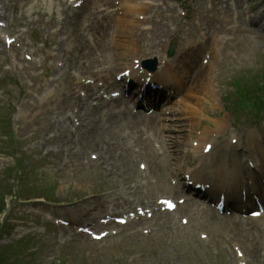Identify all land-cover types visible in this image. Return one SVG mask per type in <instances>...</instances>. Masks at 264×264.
Masks as SVG:
<instances>
[{
  "label": "rangeland",
  "instance_id": "1",
  "mask_svg": "<svg viewBox=\"0 0 264 264\" xmlns=\"http://www.w3.org/2000/svg\"><path fill=\"white\" fill-rule=\"evenodd\" d=\"M199 2L201 5V0H193V5L198 6L196 2ZM248 4L250 6L258 7L261 5L263 0H247ZM203 2V0H202ZM240 2V1H239ZM43 5H42V4ZM241 3V2H240ZM53 9H55V6L53 4H50V0H48L47 3H45L42 0H30V4H28L27 7V15L30 16V19L33 20V18H36L33 20L35 23H38L39 20H37L36 15L42 14V13H50ZM192 20L193 16L192 13L189 14V23L187 26V30L185 28L182 30L185 32L189 31V26H192ZM179 24H181L179 22ZM46 24L42 23L38 29H44ZM166 33V35H169L168 29H162ZM171 35V34H170ZM162 36V35H159ZM165 37V36H163ZM228 52L236 49V57L234 59L226 58V57H219V59H215V61L212 60L211 64V72L206 71V74H208V78L211 79L210 83L214 92V97L217 102V107H211L208 106V114L211 115V117H226L225 110L222 108L221 105V99L225 93L229 89V81L231 78H245L247 76H252L257 74V76L261 79L264 76V37L256 36L254 34H242L240 37L237 38V41L234 44H230L226 48ZM259 74V75H258ZM230 91V89H229ZM2 106L0 103V116L2 113ZM233 119H231V123ZM264 123V121H262ZM182 125V124H181ZM182 126L176 129H180ZM185 125L183 126V129H187ZM189 130V128H188ZM177 132H174V136H179ZM134 172V170H133ZM161 174V177L163 179L165 178V171L164 168L162 170H159ZM119 175L121 178V173H123L122 169H119ZM116 175V174H115ZM88 177H93L90 174H80L78 177H70L69 175L63 173L60 175L57 174H46V177L43 180L37 179V184L42 187H48L55 189L56 196H58L59 200L70 199V195H73L74 197H79L81 195L87 194L89 192H93L96 189V183L98 182V179H88ZM45 182V183H44ZM246 228V226H244ZM253 236H256L253 234ZM191 238H187L183 241V243L191 242L190 244H178L175 243L172 248H166L164 246L160 247L156 252H153L149 256H147L145 259L140 260L139 262L135 264H200L201 261H207V254L199 247H196L195 243H192ZM3 243H8V241L4 238ZM249 243V240H248ZM135 245H140L138 242L133 243ZM247 244V243H246ZM124 247H131L130 245L124 246ZM124 247H114L111 250V253L106 256H97V261L95 264H100V259L107 260V264H114L116 262V259L113 258L114 255H117L121 252V248ZM101 249V248H100ZM260 241L258 239H255V259L258 260L257 254L258 251H260ZM96 248H94V251ZM126 253L122 254V257H124ZM75 261L73 264H80L83 263L81 257H77L74 259ZM88 264H91L88 262ZM264 264V263H263Z\"/></svg>",
  "mask_w": 264,
  "mask_h": 264
},
{
  "label": "bare ground",
  "instance_id": "2",
  "mask_svg": "<svg viewBox=\"0 0 264 264\" xmlns=\"http://www.w3.org/2000/svg\"><path fill=\"white\" fill-rule=\"evenodd\" d=\"M191 52V50H187L186 53L183 54V58L184 60H187V57L189 56L190 53H187V52ZM197 53V51H196ZM195 54H193L194 56ZM194 63L195 61L192 60ZM209 81L210 79L208 78L207 74H205V70L204 72L202 71H199V74L193 78V80L191 81V88H193L192 90L189 89L187 94L188 96H183V99L180 101V107H179V110L180 111H184L186 113H189L188 115L186 116H190L191 119L193 118H197L198 120L197 121H192L191 122V126H199L200 125V118H202L200 116V113L201 112H204L205 109L203 107V105L199 104L200 101H202L201 103H204V104H208V103H212L213 102V95H212V88L211 86L209 85ZM192 94H197L199 97H197V99H195V101L192 99ZM203 96V98H202ZM186 97V98H185ZM207 97L208 100H205V98ZM185 116V115H183ZM185 116V117H186ZM150 124V127L152 128V124ZM223 124L221 123H215L213 128L215 129L214 132H221V130L223 129ZM204 133H207L210 132V130L208 128H205L202 130ZM191 132L190 131H185V135L183 136H180V137H175V139H173L172 143L174 146H179L182 141H184L185 139V136L188 137ZM250 146H254L255 150H256V154L258 156V158H264L263 154H261L262 150L260 149V147L258 146V144L253 141V137H250V143H249ZM215 154V153H213ZM260 156V157H259ZM222 166H218L217 169H221ZM225 170L222 169V172L220 174H218L219 176L222 175V173H224Z\"/></svg>",
  "mask_w": 264,
  "mask_h": 264
}]
</instances>
